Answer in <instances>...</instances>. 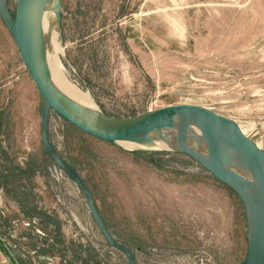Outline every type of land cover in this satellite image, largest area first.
<instances>
[{
    "label": "rangeland",
    "instance_id": "374dc122",
    "mask_svg": "<svg viewBox=\"0 0 264 264\" xmlns=\"http://www.w3.org/2000/svg\"><path fill=\"white\" fill-rule=\"evenodd\" d=\"M15 2L6 0L11 13ZM51 25L49 64L100 113L125 119L198 106L234 121L264 150V0H60L53 36ZM39 108L0 20V248L12 264H127L43 153ZM47 134L135 264L244 259L239 199L190 158L112 146L54 114Z\"/></svg>",
    "mask_w": 264,
    "mask_h": 264
},
{
    "label": "water",
    "instance_id": "95a60500",
    "mask_svg": "<svg viewBox=\"0 0 264 264\" xmlns=\"http://www.w3.org/2000/svg\"><path fill=\"white\" fill-rule=\"evenodd\" d=\"M48 3L49 0H16L14 12L11 13L6 0H0V20L40 98L41 149L81 193L86 209L106 244L121 252L127 264H135L132 252L108 235L94 200L78 174L50 144L47 134L50 114L83 135L112 146H117L119 142L149 143L150 133L173 128L174 120L181 122L200 139L205 154L186 146L179 136L175 137L171 151L190 158L237 196L248 227L247 250L240 264H264V150L248 139L234 121L198 106L171 105L125 119L109 117L99 111L94 117L75 112L70 100L50 80L46 61L47 41L43 35V18ZM59 9L60 0H56L53 26H57ZM224 148L230 150L234 165L247 173L250 181L226 165Z\"/></svg>",
    "mask_w": 264,
    "mask_h": 264
},
{
    "label": "bare ground",
    "instance_id": "6f19581e",
    "mask_svg": "<svg viewBox=\"0 0 264 264\" xmlns=\"http://www.w3.org/2000/svg\"><path fill=\"white\" fill-rule=\"evenodd\" d=\"M55 4L56 0H49L48 8L45 12L43 18V35L44 39L47 32L48 25L50 26L51 23L55 21ZM55 26H52V33L53 36ZM57 35V34H56ZM50 36V35H49ZM52 39V38H51ZM49 41V40H48ZM51 41V40H50ZM56 41V40H55ZM52 43V42H50ZM54 43V41H53ZM49 44V43H48ZM51 59V58H50ZM49 59V60H50ZM48 57L46 55V61L50 73V80L54 87L67 99L70 100L71 106L75 112L86 116V117H94L98 114V110L95 109L92 101L85 93L79 91L75 86L71 84L67 79L63 78L58 72L57 68L55 69L54 65L49 64ZM52 62V61H51ZM53 64V63H52ZM56 65V64H55ZM176 136L182 137L184 143L189 148L195 150L200 154H205V148L196 136H194L193 132L184 126L181 122L174 120V127L168 130H158L155 132L150 133L149 135V143L145 144H138V143H129V142H119L118 145L130 148V149H138V150H145V149H153V150H172L174 149L173 141ZM223 154L226 160V165L233 169L236 173L242 176L244 179L250 181V176L247 173L241 172L236 165L233 163L231 152L228 148L223 149Z\"/></svg>",
    "mask_w": 264,
    "mask_h": 264
},
{
    "label": "crops",
    "instance_id": "0c3cea01",
    "mask_svg": "<svg viewBox=\"0 0 264 264\" xmlns=\"http://www.w3.org/2000/svg\"><path fill=\"white\" fill-rule=\"evenodd\" d=\"M0 264H12V261L8 258V256L3 252L1 248H0Z\"/></svg>",
    "mask_w": 264,
    "mask_h": 264
}]
</instances>
